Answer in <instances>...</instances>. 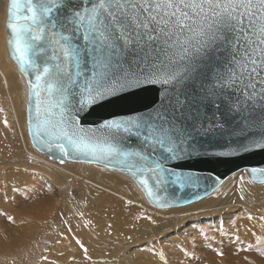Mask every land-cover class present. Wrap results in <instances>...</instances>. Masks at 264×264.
<instances>
[{
    "label": "snow or ice",
    "instance_id": "6c2138e0",
    "mask_svg": "<svg viewBox=\"0 0 264 264\" xmlns=\"http://www.w3.org/2000/svg\"><path fill=\"white\" fill-rule=\"evenodd\" d=\"M5 32L11 59L29 77L33 146L61 164L119 166L153 200L144 176L156 188L193 183L170 161L264 150V0H8ZM152 86L159 100L143 111L83 122L94 106L140 103ZM249 171L264 183V167Z\"/></svg>",
    "mask_w": 264,
    "mask_h": 264
},
{
    "label": "rangeland",
    "instance_id": "374dc122",
    "mask_svg": "<svg viewBox=\"0 0 264 264\" xmlns=\"http://www.w3.org/2000/svg\"><path fill=\"white\" fill-rule=\"evenodd\" d=\"M6 6L7 0H0V68L13 74L4 59L2 51L5 47H1ZM17 82L15 80L16 88L11 92L0 76V109L3 110L0 111V130L5 131L9 126L16 140V148H12L9 154L2 148L4 143L0 140V264H158V260L163 264H233L230 247L225 249L227 242H232L227 238L229 235L215 229L228 223L233 213L241 212L243 208L234 181L216 197L215 204L202 208L216 209L212 216L199 214L197 217H185L181 222L174 219L171 226L160 232L164 229L162 227H167L165 221L172 219L174 211L198 201L164 208L165 212L157 213L152 205L143 204L133 195L130 179L118 171L95 164H61L42 159L44 156L31 145L27 135L24 116L26 98L21 95ZM5 119L7 127L3 123ZM14 188L16 191H13ZM109 201L124 208L127 222L117 234L113 232V227L107 229L111 220L104 223L106 226L100 225L103 231L95 233L85 229L92 224L90 219L83 225L69 219L70 206L78 208V214L92 215ZM8 216L12 220H8ZM147 217L157 223L152 224ZM205 219L211 227H206L204 231L211 232L213 228L211 237H220V242L212 244L211 240L203 239L192 244L191 248L185 247L190 243L188 232L194 233L195 226L203 225ZM68 228L72 229V233L67 232ZM73 235L84 243L90 260L84 258L83 250L72 240ZM174 237L177 240L172 244ZM153 248L156 256L152 254ZM217 251L223 255L217 256ZM162 252L167 253L166 259ZM41 256L48 259L42 260Z\"/></svg>",
    "mask_w": 264,
    "mask_h": 264
},
{
    "label": "bare ground",
    "instance_id": "6f19581e",
    "mask_svg": "<svg viewBox=\"0 0 264 264\" xmlns=\"http://www.w3.org/2000/svg\"><path fill=\"white\" fill-rule=\"evenodd\" d=\"M2 35L3 36H2V41H1V47L3 48L5 47V48H4V51L2 50L1 51L4 54L6 65L8 66L10 65L9 67L12 70L13 74L11 73L8 74L4 72V68H0V76H2L7 88H9L11 92L15 90L16 87L14 86V84H15V80H17L18 81L17 87L20 89L21 95L27 99V81H26L24 74L19 70V68L16 66L14 61L9 56V51H8L6 40H5V35H6L5 27H3ZM4 40H5V44H4ZM0 99H1V95H0ZM25 106H27L26 102H25ZM24 116H25V122H26V127H27V108L24 111ZM27 135L29 138L28 130H27ZM0 140L4 143L2 148L6 151V154L11 153L12 148L14 149L16 148L15 135L12 133L9 126L5 129V131H3L2 129L0 130ZM29 141H30V138H29ZM44 157H41V158L44 160L47 159L49 161H53L47 158L46 156ZM69 163L81 164L80 162H69ZM230 175L231 177H229ZM127 178L130 179V182L133 186V195H135L137 199H139V201L141 200L143 204L147 206H151L152 204L147 200V198L144 195V192L140 189V187L136 184V182L130 177H127ZM232 181H234L235 189H238L240 192V198L243 196V199H241V202H242L241 204L243 205V208L241 212L233 213V217L228 221V223L221 224L219 229L217 227L215 230L225 231L229 235L227 238L231 240L232 242L229 244L227 242L228 246H226L225 249L227 250V248L230 247L229 249L231 252V261L233 262V264H254V262L256 264H264V256H261L260 253L256 251L257 248L264 249V219H261V217H264V185L254 186V185H260L262 183L251 180L249 178V174L246 169H240V170H237L229 174L223 180L224 183L222 182L223 184L221 183L220 184L221 186L219 185L220 187L219 186H218L219 188L217 187L218 189L215 188L212 191L213 193L212 192L209 193L207 195L208 197L205 196L203 197L204 199L201 198V200L200 199L196 200L198 202L194 201L196 203H194L193 205H190L189 207H185L184 209L174 211L175 213H173L174 215L172 219L167 218L165 221L167 227H162L164 229L160 230V232L165 231L166 228L171 226L172 223H174L173 221L174 219H178V221L181 222L185 217H190L194 215L195 217H197V216H200L199 214H205L207 216H212V214L216 212V209L213 210V209L208 208V209L202 210V208H207L209 204H215L213 202H215L216 197H218L222 193V191L225 190ZM103 205L105 206H103L101 209L99 208V211L95 212L92 215L87 214V213H84L83 215L78 214L79 213L78 208L74 206H70L71 212L69 213L70 214L69 219L72 220L73 222H81L82 225L84 224L86 220L90 219V222L92 224L87 225L85 229L91 232H95V233L103 231L100 225H105L104 224L105 222H109L111 220L112 222L108 226L107 229H109L110 227H113V232L117 234L118 230L122 229L123 224L127 222L125 220L124 208L120 206L121 204L115 203L114 201L104 202ZM107 207L110 209H108ZM151 208L156 210L157 213L165 212V210H163L164 208L162 209L157 208V207H154L153 205L151 206ZM200 209L202 211H197ZM122 215L124 217H122ZM250 215H254V216H251V219H249ZM206 227H211V224L208 222V220L205 219V223L203 225L195 226L196 231H194V233H190L189 231L188 232L189 235L187 234V236H188V239L190 240V243H187L185 247L187 248L193 247L192 245L193 237H197V241H201L203 239L204 240L209 239L211 240L210 242L212 244H218L220 242V237L217 236V238L213 239V236L211 237V235L214 234V232H212L213 228L211 232L204 231L206 230ZM199 229H203V232H199ZM204 236H206L207 238H204ZM258 237L261 238L260 242L257 241ZM176 238L177 237H174V239L172 240V244L177 240ZM214 240L216 241L213 242ZM249 245H252V248H248Z\"/></svg>",
    "mask_w": 264,
    "mask_h": 264
},
{
    "label": "water",
    "instance_id": "95a60500",
    "mask_svg": "<svg viewBox=\"0 0 264 264\" xmlns=\"http://www.w3.org/2000/svg\"><path fill=\"white\" fill-rule=\"evenodd\" d=\"M14 63L16 64L15 61ZM24 76L26 78V81L28 82L29 77L26 76L25 74ZM160 91L161 89L159 86H152V88H150L148 92L140 94V103L119 104L109 108H100L98 106H94V108L91 110V114L87 115L86 120H84L83 122L86 124L89 123L95 124L101 122L103 119L110 118V114L128 115L131 114L129 109H133L134 111H143L144 109L141 106V104L147 103V101H153V102L158 101ZM81 115H85V114L82 113ZM27 117H28V112H27ZM27 130H28V120H27ZM29 138L32 145H34L35 141L33 137L29 135ZM35 148L43 156H46L47 158L53 161L60 162V159L58 158L55 157L50 158V154L46 149H42L40 147H35ZM67 162L86 163L83 162L80 158L65 159L64 163ZM91 164L101 165L107 169L118 171L132 178L136 182V184L140 187V189L144 192L145 197L152 205L159 207L154 202L155 198H159L161 203H167L168 200H172L173 203L171 204L170 207H176L194 202L196 200H199L207 196L215 188H217L229 174L240 169H246L249 174V178L251 180L255 182H260L259 179H253L249 169L253 167L255 168L264 167V150L255 149L247 153L239 152L237 155L234 156L200 155V156L187 158L185 160L170 161L169 164L166 165V167L176 168L178 171L185 173V175H191L193 179V183L192 185H185L183 187L179 184L168 183L166 185H162L160 188H156L154 178H151L149 176H144L143 178L149 180V186L154 193L153 200H150L148 198L147 191L139 184V180L130 173L123 171L119 166H114V165L105 166L103 163H91ZM197 196H199V199L196 198Z\"/></svg>",
    "mask_w": 264,
    "mask_h": 264
}]
</instances>
